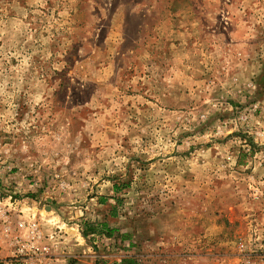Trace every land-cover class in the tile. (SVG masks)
Listing matches in <instances>:
<instances>
[{
	"label": "rangeland",
	"instance_id": "rangeland-1",
	"mask_svg": "<svg viewBox=\"0 0 264 264\" xmlns=\"http://www.w3.org/2000/svg\"><path fill=\"white\" fill-rule=\"evenodd\" d=\"M264 264V0H0V264Z\"/></svg>",
	"mask_w": 264,
	"mask_h": 264
},
{
	"label": "trees",
	"instance_id": "trees-1",
	"mask_svg": "<svg viewBox=\"0 0 264 264\" xmlns=\"http://www.w3.org/2000/svg\"><path fill=\"white\" fill-rule=\"evenodd\" d=\"M121 264H137L133 259L124 260Z\"/></svg>",
	"mask_w": 264,
	"mask_h": 264
}]
</instances>
